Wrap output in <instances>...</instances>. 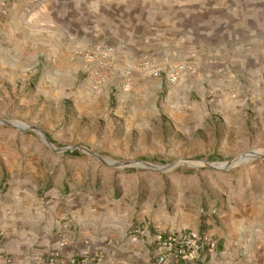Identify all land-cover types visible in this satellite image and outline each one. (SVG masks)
I'll list each match as a JSON object with an SVG mask.
<instances>
[{"label":"crops","instance_id":"crops-1","mask_svg":"<svg viewBox=\"0 0 264 264\" xmlns=\"http://www.w3.org/2000/svg\"><path fill=\"white\" fill-rule=\"evenodd\" d=\"M0 21L6 32L19 29L21 39L27 37V49L40 46L43 62H55L54 70L33 69L29 76L46 109L63 106L76 94L79 75L85 91L94 92L75 50L100 41L123 49L114 56L117 70L103 93L120 90L114 80L128 67L138 86L152 82L164 89L216 93L231 87L226 77L232 71L249 70L253 79L245 89L264 95V0H0ZM145 53L162 71L184 66L176 86L142 69ZM9 144L0 145V264H83L84 254L96 253L103 255L101 264H174L156 261L155 228L202 226L197 220L189 227L186 218L170 214L136 213V207L110 197L100 182L77 184L62 172L70 162L45 150L36 133L23 134L19 148ZM204 222L201 232L218 241L214 264H264V188L242 216L223 224Z\"/></svg>","mask_w":264,"mask_h":264},{"label":"rangeland","instance_id":"rangeland-1","mask_svg":"<svg viewBox=\"0 0 264 264\" xmlns=\"http://www.w3.org/2000/svg\"><path fill=\"white\" fill-rule=\"evenodd\" d=\"M19 31L8 33L0 27V121L37 126L45 133L47 129L59 159L70 162L57 171L73 176L77 184L100 182L110 197L136 207V213L179 216L189 227L199 220V231L205 229L204 221L223 224L242 216L259 198L264 188V95L257 94V88L245 89L252 71H232L226 77L231 87L218 93L209 88L164 89L152 82L138 86L134 81L128 91L87 93L79 75L76 94H70L63 106L46 109L43 95L35 90L37 81L29 76L33 69L54 70L55 62H43L38 45L27 49V37L21 39ZM77 92L83 93L81 98H76ZM31 132L45 150L56 152L36 131L1 122L0 145L11 140L10 147L19 148L23 134ZM73 146H85L98 157L82 148H76V155L60 151ZM251 152V158L244 156ZM241 156L223 169L192 163L202 160L219 166ZM112 161L179 164L157 170L108 164Z\"/></svg>","mask_w":264,"mask_h":264},{"label":"built area","instance_id":"built-area-1","mask_svg":"<svg viewBox=\"0 0 264 264\" xmlns=\"http://www.w3.org/2000/svg\"><path fill=\"white\" fill-rule=\"evenodd\" d=\"M23 1V0H19ZM40 3L41 0H32ZM123 52L122 48L115 47L105 41L91 42L75 50L76 56L83 59L82 72L85 82L95 93H102L110 85V73L117 70V61L114 56ZM154 56L145 53L142 58L141 67L154 77L164 76L168 86L177 83L179 72L183 70V65H174L162 71L156 67ZM132 69L126 67L121 76L114 80L113 85L122 90H129L133 84ZM135 232H142L136 228ZM152 242L155 244V256L158 263L167 260L174 261V264H214L219 257L220 251L218 241L210 234L193 229H180L171 232H164L159 227L155 228L152 235ZM62 245H65L62 243ZM83 264H101L103 255L96 253L93 255L84 254L81 258ZM72 264L77 261L72 260Z\"/></svg>","mask_w":264,"mask_h":264},{"label":"water","instance_id":"water-1","mask_svg":"<svg viewBox=\"0 0 264 264\" xmlns=\"http://www.w3.org/2000/svg\"><path fill=\"white\" fill-rule=\"evenodd\" d=\"M1 123H6L8 125H11L13 127H16L18 129H21V130H27V129H31V130H34L36 131L37 133H39L42 138L45 140V142L51 147L53 148L54 150H58L57 148H55V146L52 144V142L49 140L47 134L39 127L37 126H31V125H26L24 124L25 126H21V123L20 124H17V123H13V122H10V121H4V120H1L0 121ZM42 133V134H41ZM76 148H82L84 149L85 151L93 154L94 156L98 157V155L91 151L89 148L85 147V146H73V147H64L62 149H60V151H66V150H74ZM59 151V150H58ZM249 154V153H248ZM246 155V154H245ZM244 155V156H245ZM244 156H241L238 158V160L242 159ZM105 163H107L104 159H102ZM237 159H233L231 161H227L224 163V166H214L213 164H210L206 161H202V160H193L192 163L194 165H198V166H208V167H215V168H220V169H223L225 167H227L228 165H230L231 163L235 162ZM110 165H115V166H129V165H132V164H137V165H144L145 167H150V168H153V169H157V170H163V169H166V168H169V167H173L177 164H179V162H175L171 165H167V166H157V165H154L152 163H149V162H146V161H122V162H115V161H112L111 163H108Z\"/></svg>","mask_w":264,"mask_h":264},{"label":"bare ground","instance_id":"bare-ground-1","mask_svg":"<svg viewBox=\"0 0 264 264\" xmlns=\"http://www.w3.org/2000/svg\"><path fill=\"white\" fill-rule=\"evenodd\" d=\"M24 126H25V125H24ZM22 127H23V126H22ZM41 134H42V133H41ZM42 136H43V135H42ZM254 154H255L254 152H251V153H249V154H246L245 156H249V157L251 158V156H253ZM243 158H244V157H243ZM243 158H242V159H243ZM240 160H241V159H240ZM240 160L235 161V163H236V162H239ZM218 165H219V166H224L223 163H220V164L218 163Z\"/></svg>","mask_w":264,"mask_h":264},{"label":"trees","instance_id":"trees-1","mask_svg":"<svg viewBox=\"0 0 264 264\" xmlns=\"http://www.w3.org/2000/svg\"><path fill=\"white\" fill-rule=\"evenodd\" d=\"M48 135V134H47ZM48 137L50 138V136L48 135ZM67 152H70V154H72V155H76L77 154V152H78V150L77 149H74L73 151H67Z\"/></svg>","mask_w":264,"mask_h":264}]
</instances>
